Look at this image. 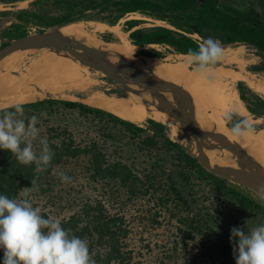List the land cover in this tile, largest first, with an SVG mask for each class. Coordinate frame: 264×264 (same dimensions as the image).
<instances>
[{
	"label": "trees",
	"instance_id": "trees-1",
	"mask_svg": "<svg viewBox=\"0 0 264 264\" xmlns=\"http://www.w3.org/2000/svg\"><path fill=\"white\" fill-rule=\"evenodd\" d=\"M54 2L62 13L48 21L38 11L19 10L6 37L27 34L26 26L32 21H42L46 26L69 23L79 19L83 11L97 8L108 12V17L101 20L109 25L127 14L144 17L128 18L123 23L124 31L128 32L131 43L140 48L137 52L141 55L164 58L165 53L154 46L166 53L187 54L189 49L198 50L203 39L212 37L222 45L251 47L264 60V0H253L244 8L220 0ZM147 19L160 24L140 26ZM236 87L251 117L261 120L253 128H264V97L243 81H238ZM21 104L22 118L38 117L40 134L33 142L35 150L39 154L40 140L46 139L54 157L45 170L39 171L35 164H20L9 151L0 149V194L21 199L24 188L31 187V181L36 179L37 187L27 199L33 207L41 208L45 218L59 219L70 235L86 240L96 264H134L136 253L130 247L131 225L125 212L110 210L102 199L92 197L87 191H82L81 196L72 194L70 184L83 174L88 185H113V193L119 192V186L128 195L124 206L130 201H151L154 216L163 214L176 220L174 236L185 246L189 239L208 233L199 250L201 257L214 258L216 264H236L235 242L230 237L231 229L240 225L237 220L231 227L224 225L222 211L207 207L205 202L210 203L214 198L229 204L228 208L237 207L264 216V199L257 201L238 185L210 174L182 144L164 132V124L147 119L146 126H142L78 100L45 97ZM12 105L0 108V114L14 110ZM110 144L119 147L112 150ZM122 145L128 147L125 150H132L131 153L145 152L152 165L135 171L134 158L130 162L124 159L128 151ZM60 173L69 176L71 182H62ZM52 192L56 193L55 197L51 196ZM62 192L65 196H61ZM242 230L249 231L247 227ZM3 258L0 249V264Z\"/></svg>",
	"mask_w": 264,
	"mask_h": 264
},
{
	"label": "bare ground",
	"instance_id": "bare-ground-1",
	"mask_svg": "<svg viewBox=\"0 0 264 264\" xmlns=\"http://www.w3.org/2000/svg\"><path fill=\"white\" fill-rule=\"evenodd\" d=\"M90 26L94 32L109 30L116 38V41L112 43H106L94 37L88 38V41L97 46L96 48L107 53L113 51L119 54L121 59L118 62L123 65L153 71L173 86L183 87L193 97L197 108L195 113L205 122L206 126L226 137L229 150L244 148L249 151L264 174V128L238 138L231 134L230 128L221 127L225 112L232 111L238 115L245 113L236 90L229 86L230 81H243L249 88L264 97V86L259 85L258 82L255 83L258 79L254 82L241 71L223 66H212L208 72L197 73L195 66L187 64V54H177L176 59L170 63L161 62L160 59L154 57L140 56L137 54L139 47L132 45L126 34L122 33L116 25L91 23ZM59 28L60 26L58 30ZM76 30L78 26L70 25L60 29L59 32L64 34L67 31ZM37 49L45 51L26 61L24 51ZM94 82L87 67L67 54L52 48L28 46L0 59V104H7L6 106L22 103L21 101L30 100L45 93L56 95L65 89H84ZM132 87L136 90L127 91L123 97L107 96L103 92L95 91L86 97V102L94 106L104 105L115 115L139 125L148 118L162 124H169L171 127L169 134L182 139L183 132L166 114L161 112L155 102L153 91L147 83L141 81V84H134ZM165 95L167 103L172 105L175 102L172 94L166 90ZM176 102L180 107L192 113L188 98L184 94H180ZM207 151L216 169L231 170L243 175L255 173L251 169L248 158L242 155L235 156L237 160L235 163L231 156L220 155L213 145H208ZM257 193L264 196L261 190Z\"/></svg>",
	"mask_w": 264,
	"mask_h": 264
},
{
	"label": "rangeland",
	"instance_id": "rangeland-1",
	"mask_svg": "<svg viewBox=\"0 0 264 264\" xmlns=\"http://www.w3.org/2000/svg\"><path fill=\"white\" fill-rule=\"evenodd\" d=\"M2 1L3 0H0V47H1V43L4 42V40H10L8 37H6V32L9 29L11 23L16 21V14L19 10L29 9L31 11H38L40 13H43L45 21H48L51 17L60 15L62 13L59 6L56 4V2H54V0H10V1L6 0V2H2ZM220 2L226 4H233L235 6L244 8V7H249L253 3V0H220ZM106 17H108V12L106 11L101 12L96 8V9L83 11L82 16H80L79 19L69 23L46 26L42 21H36V22L32 21L27 24L26 30L28 31V33H31V32L39 31L40 29L47 30L52 28H58L60 26L59 28L60 30L70 25H76L78 26V30L73 32L67 31L64 34H66L70 38L77 39L84 43L87 42L91 46L97 47L94 44H92L90 41H88L89 40L88 38L94 37L95 39L106 43H112L116 41V38L111 31L104 30L103 32H94L90 26L91 23H103L109 26V24L101 20V18L105 19ZM128 18H144V17H142L139 14H127L114 24L119 28V30L122 33L126 34L127 37H128V32L124 31L123 23L125 19ZM153 23L160 24V22L158 21H151L147 19L145 22L141 23L140 26H150ZM103 38L107 40H104ZM128 40L130 41L129 37ZM222 46L224 49L223 58L214 66L228 67L235 71L239 70L246 77H248L249 79L251 78V80H253L254 82L258 79L255 83L258 82L259 85L264 86V60L262 59L261 56L257 54L255 49L248 47L246 45H234V46L222 45ZM154 48L161 50L162 52L165 53L164 58H158L160 59L161 62L170 63L174 59H176L177 54L166 53L163 48L158 46H154ZM42 51L45 50L37 49L32 51H24V56L26 57V61H28L29 58L35 56L36 54H39ZM87 68L89 70L90 77L95 81L87 88L65 89L56 95L51 93H45L42 96H35L30 100L21 101V102H30L40 98L54 97V98H62L68 100H78L87 103L86 97L90 96L95 91H100L107 96H111L112 94H106L109 91L105 90V88L113 89L115 84H112L110 81H108L105 75L99 70L95 68H89V67ZM238 81L239 80L230 81L229 84V86L232 89H235L236 92H237L236 84ZM258 94L260 93L258 92ZM239 100L241 101L240 98ZM241 104H242V109L245 113H243V115H238L234 113L233 120L229 123L226 122L224 119L223 120L224 122L221 127L231 128L233 123L241 119L248 120L252 125H257L261 123L260 119H253L251 117V115L246 110L245 105L242 101ZM6 105L7 104H0V108ZM98 107L108 110V108L104 105L101 106L99 105ZM148 119H152V118H148ZM140 125L146 126L145 122ZM164 125H165L164 132L172 140L178 143H182L184 145H188L193 153L197 152L195 141L192 135L181 130L184 134L182 139L171 136L169 134V130L171 129L170 125L169 124H164ZM257 130L258 129H254L253 132H256ZM148 133L151 134L152 132L148 131ZM212 143L213 141L209 139V145H211ZM218 145L219 143H217L214 146V148L217 150V152L220 155L222 154L229 155L231 156V158L234 160L235 163L237 162L234 155L228 154L224 150L219 149ZM109 146L111 147L112 150L119 147L118 144L116 145L110 144ZM122 148L125 150L128 147L122 145ZM131 152L132 150L125 152L124 159L126 158V160L130 162L134 158L133 165L135 171L140 172L143 169V167L152 165V160L147 159L146 156H144L145 152H141V151H135L134 153ZM79 177L80 178L78 180L70 184L72 185L71 192L73 195L75 194L76 196H81L84 191H87V193L88 194L90 193L89 195H91L92 197H97L102 199L110 210L120 209V211L125 212L126 219L131 225V233L129 237L130 247H132V249H134V252L136 253L133 259L134 264H216L214 258H210V257L202 258L199 253L201 244L205 242L209 237L208 233L203 236H200L199 238L189 239L188 241H186L187 244L185 246L184 244H182V242H180V240H178V238L176 239L174 236L176 231L175 227H177L176 220L174 218L170 220L167 217V215L164 216L163 214L154 216L153 206L151 201H148L146 199L137 200L136 202L130 201L129 203L126 204V206H124L123 203L126 201L128 195L126 194V192H123L119 186H118L119 192L113 193L112 192V190H114L113 185L110 186L105 185L104 187L101 186L100 184L96 186L88 185L87 179L84 177L83 174H81ZM238 186L245 193L249 194L253 199L257 201H261L262 199H264L262 198L264 196L258 194L254 190L242 187L240 185ZM58 188L61 187L58 186ZM50 194H52L51 195L52 197L56 196L55 192H52ZM61 194H60L61 196H65L63 192ZM205 205H207V207L211 209L213 208V210L217 208V210L222 211L223 213L222 217L224 219L223 223L228 227H231V225H233L232 223L234 220L238 221L237 224L240 225L241 229L247 227L249 231L256 226L264 224L263 215L254 211L243 210L237 207L228 208L229 204L227 203L223 204V202H220L214 198L211 200L210 203L208 201L205 202ZM151 219H155L156 221H152ZM240 221H243L244 224L242 225Z\"/></svg>",
	"mask_w": 264,
	"mask_h": 264
},
{
	"label": "clouds",
	"instance_id": "clouds-1",
	"mask_svg": "<svg viewBox=\"0 0 264 264\" xmlns=\"http://www.w3.org/2000/svg\"><path fill=\"white\" fill-rule=\"evenodd\" d=\"M223 55L221 41L208 37L199 44L198 50H188L187 64L195 66L197 73H205L222 60ZM11 108L14 110L0 114V149L9 151L20 164H35L39 171L45 170L54 157V151L46 139L40 140L39 154L34 148L33 142L40 134L38 117L22 118L24 107L21 103ZM233 115L232 111L225 112V121L230 123ZM230 131L239 138L254 129L248 120L241 119L232 124ZM60 177L62 182H71L64 173H60ZM36 187V179H33L31 187L24 188L21 199L0 194L3 264H96L86 240L70 235V230L63 228L59 219L45 218L41 208L33 207L27 197ZM261 191L264 192V188ZM230 239L235 242L236 264H264V224L248 232L234 227Z\"/></svg>",
	"mask_w": 264,
	"mask_h": 264
},
{
	"label": "water",
	"instance_id": "water-1",
	"mask_svg": "<svg viewBox=\"0 0 264 264\" xmlns=\"http://www.w3.org/2000/svg\"><path fill=\"white\" fill-rule=\"evenodd\" d=\"M28 46H41L61 51L82 65L99 70L111 80L120 83L127 91L136 90L132 85L141 84V81H145L147 86L152 89L155 102L161 112L166 114L179 130L188 132L192 135L197 148L196 153H193L188 145L180 144L184 146L186 151H188L206 171L231 183L252 189L255 192L264 188V174L258 167L254 156L244 148L229 150L226 137L218 131L215 132L209 129L205 122L195 113L197 108L193 102V97L183 87L173 86L169 81L163 79L153 71L123 65L118 62V60L121 59L119 54L113 51L107 53L102 49L70 38L59 32L58 28L31 32L14 39L4 40V45L0 47V59L6 55L14 54ZM137 54L146 56L138 52ZM166 90H168L175 99L172 105L167 103V97L165 95ZM180 94H184L188 98L192 113L180 107L176 102ZM112 95L123 97L116 94ZM209 139L213 141L211 144L213 147L219 143V149L234 156L242 155L248 158L251 169L254 170L255 173L243 175L231 170L214 168L207 151ZM214 140L217 143H215Z\"/></svg>",
	"mask_w": 264,
	"mask_h": 264
},
{
	"label": "flooded vegetation",
	"instance_id": "flooded-vegetation-1",
	"mask_svg": "<svg viewBox=\"0 0 264 264\" xmlns=\"http://www.w3.org/2000/svg\"><path fill=\"white\" fill-rule=\"evenodd\" d=\"M106 79L108 81H110L112 84H115V86L113 87V89L111 88H105V90H108L109 92L106 93V94H116V95H119V96H125L126 93H127V90L118 82H115L113 80H111L108 76H106ZM184 123L186 124V122L184 121ZM192 123V122H190ZM188 133V132H187Z\"/></svg>",
	"mask_w": 264,
	"mask_h": 264
}]
</instances>
